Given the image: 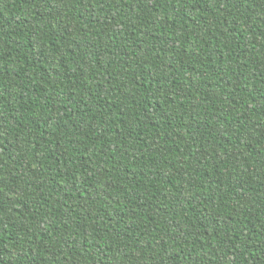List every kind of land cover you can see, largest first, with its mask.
Returning <instances> with one entry per match:
<instances>
[{
	"label": "trees",
	"instance_id": "1",
	"mask_svg": "<svg viewBox=\"0 0 264 264\" xmlns=\"http://www.w3.org/2000/svg\"><path fill=\"white\" fill-rule=\"evenodd\" d=\"M0 264H264V0H0Z\"/></svg>",
	"mask_w": 264,
	"mask_h": 264
}]
</instances>
